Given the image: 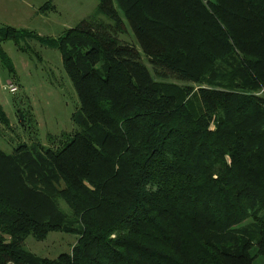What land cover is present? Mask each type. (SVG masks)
Returning a JSON list of instances; mask_svg holds the SVG:
<instances>
[{
    "label": "trees",
    "instance_id": "trees-1",
    "mask_svg": "<svg viewBox=\"0 0 264 264\" xmlns=\"http://www.w3.org/2000/svg\"><path fill=\"white\" fill-rule=\"evenodd\" d=\"M97 1L57 38L0 26L10 74L2 42L33 37L59 50L80 103L78 130L56 148L0 150V264H254L264 257V0ZM127 24L135 43L119 38ZM50 232L77 235L71 253L24 248Z\"/></svg>",
    "mask_w": 264,
    "mask_h": 264
},
{
    "label": "rangeland",
    "instance_id": "rangeland-1",
    "mask_svg": "<svg viewBox=\"0 0 264 264\" xmlns=\"http://www.w3.org/2000/svg\"><path fill=\"white\" fill-rule=\"evenodd\" d=\"M37 7L36 13L26 12L24 16L5 18L6 26L31 32L39 38H57L74 28L81 20L91 17L97 8V0H31ZM119 15L125 20L122 12ZM104 21L110 22L103 16ZM127 23V22H126ZM128 32L119 35L124 42H134ZM1 48L12 61L15 73L10 74L0 64V105L8 124L0 121V150L10 153L20 144H40L44 148H56L64 134L72 135L78 128L72 116L80 108L76 90L64 71L58 49L41 44L33 37L25 38L17 46L12 40L2 42ZM144 63L152 67L143 57ZM159 84L178 89L184 86L198 87L196 83L155 77ZM12 84L16 91L11 93L6 86ZM161 84V85H162ZM261 93V92H260ZM210 128H214L213 122ZM60 206L69 211L63 201ZM77 235L64 232H50L44 239L32 236L24 239L23 246L39 257L54 259L62 253H71ZM254 264H264V257L255 256Z\"/></svg>",
    "mask_w": 264,
    "mask_h": 264
},
{
    "label": "crops",
    "instance_id": "crops-1",
    "mask_svg": "<svg viewBox=\"0 0 264 264\" xmlns=\"http://www.w3.org/2000/svg\"><path fill=\"white\" fill-rule=\"evenodd\" d=\"M26 12H37L31 0H0V26H6L5 18L24 16Z\"/></svg>",
    "mask_w": 264,
    "mask_h": 264
},
{
    "label": "built area",
    "instance_id": "built-area-1",
    "mask_svg": "<svg viewBox=\"0 0 264 264\" xmlns=\"http://www.w3.org/2000/svg\"><path fill=\"white\" fill-rule=\"evenodd\" d=\"M6 89H8L11 93L15 92L16 91V87L13 86L12 84H8L6 86Z\"/></svg>",
    "mask_w": 264,
    "mask_h": 264
}]
</instances>
